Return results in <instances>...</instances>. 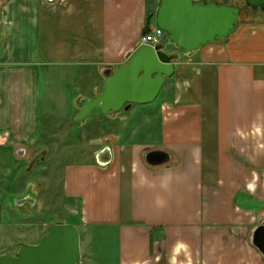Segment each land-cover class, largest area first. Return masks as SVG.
Masks as SVG:
<instances>
[{
    "label": "crops",
    "instance_id": "1",
    "mask_svg": "<svg viewBox=\"0 0 264 264\" xmlns=\"http://www.w3.org/2000/svg\"><path fill=\"white\" fill-rule=\"evenodd\" d=\"M157 4L4 1L0 146L14 154L43 139L98 140L92 160L64 167L62 194L78 203V224L116 231L117 264H264L251 242L264 218V10L193 53L171 43L174 73L155 103L95 109L73 129L55 116L71 104L74 117L80 98L101 92ZM157 149L168 160L148 163Z\"/></svg>",
    "mask_w": 264,
    "mask_h": 264
},
{
    "label": "water",
    "instance_id": "2",
    "mask_svg": "<svg viewBox=\"0 0 264 264\" xmlns=\"http://www.w3.org/2000/svg\"><path fill=\"white\" fill-rule=\"evenodd\" d=\"M243 3L252 11L264 10V0H243ZM240 15L241 7L237 4L158 0L154 26L165 33V38L155 46L141 44L124 64L114 70L107 69L101 92L79 99L75 122L85 120L95 109L113 115L133 104L154 101L165 79L174 73L175 54L165 50V43L169 41L180 51L193 53L233 34ZM168 158L167 152L158 149L145 155L150 164L164 163ZM17 201L32 203L26 197L16 200V205ZM251 242L264 257V218L252 231ZM0 264H81L78 228L64 222L50 224L37 243H22L15 253L0 254Z\"/></svg>",
    "mask_w": 264,
    "mask_h": 264
},
{
    "label": "rangeland",
    "instance_id": "3",
    "mask_svg": "<svg viewBox=\"0 0 264 264\" xmlns=\"http://www.w3.org/2000/svg\"><path fill=\"white\" fill-rule=\"evenodd\" d=\"M4 1L6 0H0V33L7 25L3 23L1 8ZM210 1L239 5L240 21L245 20L246 14L251 13L250 9L244 6L243 0ZM169 46L172 44L167 41L165 49ZM66 94L71 98L75 96L71 88ZM156 101L157 99L154 103ZM56 108L61 113L55 116L63 120V125L67 123L72 125V129L75 128L71 104L58 105ZM98 115L97 113L96 116ZM96 116L92 114L91 117ZM46 117L44 114L40 121ZM48 125L46 124L47 127ZM45 133L47 132L44 130L43 134ZM94 133H98V130H94ZM38 142L41 144L22 146L18 149L16 147L14 154L6 150L8 147L0 146V254H12L18 250L20 244L36 241L46 233L50 224L79 222L78 203L66 199L62 194L63 170L70 163L92 160V148L98 144V140H88L87 144L90 142L91 145L85 143L79 146L74 145L78 140L62 137ZM23 197L30 199L32 203L20 204L17 201L16 205V200ZM238 202L242 204L243 197L240 196ZM261 203L263 205L256 213L258 216L264 210V198ZM77 228L82 250L81 264H117V233L113 228L84 227L81 224H78Z\"/></svg>",
    "mask_w": 264,
    "mask_h": 264
},
{
    "label": "built area",
    "instance_id": "4",
    "mask_svg": "<svg viewBox=\"0 0 264 264\" xmlns=\"http://www.w3.org/2000/svg\"><path fill=\"white\" fill-rule=\"evenodd\" d=\"M164 38L165 33L162 30L153 26L151 27V30L148 33L143 34L141 36V42L142 44L147 43L151 46H155L156 44L160 43Z\"/></svg>",
    "mask_w": 264,
    "mask_h": 264
},
{
    "label": "trees",
    "instance_id": "5",
    "mask_svg": "<svg viewBox=\"0 0 264 264\" xmlns=\"http://www.w3.org/2000/svg\"><path fill=\"white\" fill-rule=\"evenodd\" d=\"M219 3V2H218ZM244 4V3H243ZM249 9V8H248ZM154 21V9L149 11L146 18V24L142 30V35L148 33L151 30L150 24Z\"/></svg>",
    "mask_w": 264,
    "mask_h": 264
},
{
    "label": "flooded vegetation",
    "instance_id": "6",
    "mask_svg": "<svg viewBox=\"0 0 264 264\" xmlns=\"http://www.w3.org/2000/svg\"><path fill=\"white\" fill-rule=\"evenodd\" d=\"M209 1H210V0H209ZM230 4H231V3H230ZM258 224H259V223H258ZM257 226H258V225H257ZM38 240H39V239H37L36 241H34V242H32V243H37V242H38ZM15 252H16V251H15ZM15 252H14V253H15Z\"/></svg>",
    "mask_w": 264,
    "mask_h": 264
}]
</instances>
